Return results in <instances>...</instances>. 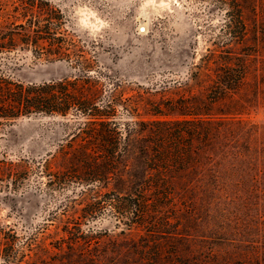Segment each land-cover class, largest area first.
<instances>
[{
    "label": "trees",
    "instance_id": "obj_1",
    "mask_svg": "<svg viewBox=\"0 0 264 264\" xmlns=\"http://www.w3.org/2000/svg\"><path fill=\"white\" fill-rule=\"evenodd\" d=\"M230 1L228 46L245 38L243 9L255 0ZM20 51L69 71L19 81ZM204 65L213 73L203 100H166L144 119L53 0H0V127L31 114L66 118L68 139L36 161L47 182L69 172L98 194L112 180L107 201L127 200L121 213L143 227L157 211V264H264V72L233 49Z\"/></svg>",
    "mask_w": 264,
    "mask_h": 264
},
{
    "label": "rangeland",
    "instance_id": "obj_2",
    "mask_svg": "<svg viewBox=\"0 0 264 264\" xmlns=\"http://www.w3.org/2000/svg\"><path fill=\"white\" fill-rule=\"evenodd\" d=\"M53 2L78 44L119 82L123 96L139 100L138 116L144 119L155 118L151 113L166 100H203L213 73V65L204 64L211 55L218 62L229 49L247 52L253 68L264 72V0L245 4L246 36L230 46L225 35L230 0ZM12 62L11 74L22 82L69 71L66 62L26 51ZM65 121L31 114L0 127V264H157V211L154 227H143L137 216L121 213L127 200L107 201L112 180L98 194L95 183L68 181L69 172L59 184L47 182L36 161L68 139ZM153 228L148 235L146 229Z\"/></svg>",
    "mask_w": 264,
    "mask_h": 264
}]
</instances>
